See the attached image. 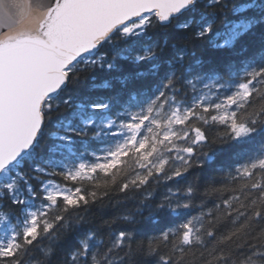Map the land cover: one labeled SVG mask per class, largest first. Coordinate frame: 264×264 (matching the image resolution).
<instances>
[{
  "label": "snow or ice",
  "instance_id": "snow-or-ice-1",
  "mask_svg": "<svg viewBox=\"0 0 264 264\" xmlns=\"http://www.w3.org/2000/svg\"><path fill=\"white\" fill-rule=\"evenodd\" d=\"M180 17L192 40L242 59H221V72L185 48L163 59V45L144 43ZM125 52L130 69L117 63ZM97 70L110 75L74 87ZM262 134L264 0H0V264H133L141 254L157 264H264V141L226 173L212 167L213 144ZM88 141L103 147L76 149ZM137 194V214L158 195L149 216L173 226L138 239L127 226L112 230L135 225L131 215L90 218L104 200ZM201 195L218 202L205 210Z\"/></svg>",
  "mask_w": 264,
  "mask_h": 264
},
{
  "label": "trees",
  "instance_id": "trees-1",
  "mask_svg": "<svg viewBox=\"0 0 264 264\" xmlns=\"http://www.w3.org/2000/svg\"><path fill=\"white\" fill-rule=\"evenodd\" d=\"M186 17H180L178 20H173L171 24H169L166 28H161L159 26L153 28L150 30L152 38H145L144 43L145 44H154L158 43L160 45H163V51L160 53V56L163 59H167L170 56V53L173 49V46L176 48H185L187 49L188 53H195L196 56L202 57L206 61H212L216 64L219 71L224 72L225 68L223 64L219 63L221 59L224 61H227L228 59L239 61L242 59V57L237 56H231L230 54L217 52L215 50H212L208 48L203 42L194 41L191 39L192 33L190 31H186L183 29H180L177 27L178 23L185 22ZM115 39V37H114ZM260 37L259 35L252 37L248 41L249 46V55L256 53L260 49ZM121 47H124L123 44L120 45ZM135 47V45H133ZM100 52H109L108 59H112L111 52L109 51V46L105 45L103 48L100 49ZM128 53H124L123 59H118L117 63L122 65H127L129 69L132 67V61L130 59H127ZM132 56L136 55V52L131 53ZM189 59H191V55H189ZM110 75L107 72L103 71H92L89 73H81V82L74 87L78 90H85L88 88L89 83L91 82V77L95 76L97 80H100L101 78H104L106 76ZM111 75H116L115 73H111ZM117 88H119V84L116 85ZM70 89L73 88L72 85L69 86ZM135 89H133V92ZM94 94L99 95H109L110 93L107 91L97 92ZM50 131V129H45V138L41 140V149L46 150V142H47V133ZM224 131L223 127L221 128H212L208 131V135L210 138H213L217 135L218 132L222 133ZM264 141V134L258 136L256 138V141L254 144H242V143H225V144H213L212 147L214 151L216 152V158L215 161L212 162V167L215 168H224V173L229 171L228 165L235 166V163L242 162V158L244 157L245 153L250 152L255 147L259 146V143ZM85 147L88 148V151H93L97 148H101L102 144L98 141H88L86 145H81L77 143L76 149L78 151H84ZM40 151V149H38ZM68 160H66L67 162ZM205 173L208 172V169L205 168ZM224 173H213L217 177L216 183L217 185L220 184L221 180L220 177ZM58 181H62V178L57 177ZM191 179V177L189 178ZM202 185L204 184V181H201ZM149 190H152L150 188ZM164 189L162 187L155 188L156 193L163 192ZM201 192H203V187L201 188ZM132 195V194H129ZM229 193L224 194V199L228 198ZM201 199H206V205L205 210L207 208H211L214 203L218 202V197L215 195L204 197L201 195L197 198L196 204L199 205L201 202ZM117 200L121 201L119 205H117ZM141 201H143V195L137 194L133 199L125 200L122 195H117L115 198L111 200H104L101 204L93 206L90 212V218H94L96 220H99L100 218L103 219H112L115 216H133V218L136 220L135 225H130L128 222H117L115 225H113L112 230L114 232H119L120 230H123L125 226L129 227V229H135L138 239L143 238L145 235L147 236H154L158 234V230L160 228L164 227H171L172 224H168L165 222H160L159 217L156 221H153L152 218L149 216L150 211L152 208L155 207L157 203H159V196L157 195L156 199L153 200L151 197H149L148 201H145L146 204H150L148 207L142 208V213L137 214V208L141 207ZM199 208H196L191 213L192 215H196L199 212ZM172 219L178 223L179 221L175 219L173 216ZM229 227L228 224L223 225L220 229L217 235L224 232ZM107 239V237H105ZM44 244H47V241H44ZM167 250L161 249L160 254H165ZM37 257H39V253H35ZM120 255H123L121 252ZM158 256H145V255H138L134 257L133 264H157ZM127 264V262H126Z\"/></svg>",
  "mask_w": 264,
  "mask_h": 264
},
{
  "label": "rangeland",
  "instance_id": "rangeland-1",
  "mask_svg": "<svg viewBox=\"0 0 264 264\" xmlns=\"http://www.w3.org/2000/svg\"><path fill=\"white\" fill-rule=\"evenodd\" d=\"M102 147H103V145H102ZM71 160H68L67 162L65 161V163H68V164H71Z\"/></svg>",
  "mask_w": 264,
  "mask_h": 264
}]
</instances>
